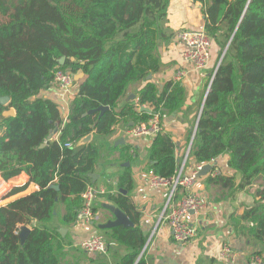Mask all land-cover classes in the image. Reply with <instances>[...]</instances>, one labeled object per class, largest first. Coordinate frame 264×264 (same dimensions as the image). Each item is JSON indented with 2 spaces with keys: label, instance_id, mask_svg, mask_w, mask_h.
<instances>
[{
  "label": "trees",
  "instance_id": "trees-1",
  "mask_svg": "<svg viewBox=\"0 0 264 264\" xmlns=\"http://www.w3.org/2000/svg\"><path fill=\"white\" fill-rule=\"evenodd\" d=\"M170 1L19 0L0 24V99L10 98L7 105L0 102V173L7 180L26 173L39 187L0 207V264H62L67 242L53 224L58 216L64 226L77 223L82 194L93 184L101 157L94 142L69 145L93 133L110 136L119 123L129 130L156 114L162 121L185 104L187 92L174 81L162 92L149 82L137 104L124 102L133 85L163 71L159 43L172 39L165 22ZM194 1L205 6V31L219 56L230 46L205 100L190 156L204 165L229 155V166L241 175L237 190L259 183L257 200L240 221L252 225L251 233L263 246L256 254L264 260V0ZM59 71L84 74L66 121L56 103L39 97L55 84ZM101 106L109 108L102 116H84ZM146 106L151 113L140 110ZM9 110L15 115H5ZM148 160L152 174L176 176L180 161L170 134L156 136ZM207 182L235 188L234 179L224 176L208 174ZM118 189L117 195L105 196L135 226L107 229V251H124L115 264H147L139 259L147 236L129 197L134 190L130 168L120 175ZM60 207L65 210L61 217ZM24 227L30 229L25 241Z\"/></svg>",
  "mask_w": 264,
  "mask_h": 264
},
{
  "label": "crops",
  "instance_id": "crops-1",
  "mask_svg": "<svg viewBox=\"0 0 264 264\" xmlns=\"http://www.w3.org/2000/svg\"><path fill=\"white\" fill-rule=\"evenodd\" d=\"M204 9V5L194 0L170 1L165 22L169 33L173 34L172 39L168 43H159L163 71L152 75L142 84L133 85L124 100V102L137 104L138 93L146 84L152 82L162 92L166 84L174 81L177 72H185V77L181 81L187 92L185 104L181 110L166 116L161 121L162 129L165 133L170 134L176 142L179 161H182L188 150L198 126L201 109L217 69L215 61L219 49L213 41L211 62L208 68L204 72H197L191 64L185 61V47L176 38V33L182 29L205 30ZM78 87L79 84L76 83L73 89L75 95H70L61 91L54 84L50 89L42 91L39 97L56 103L59 106L62 119L66 121ZM145 108L153 110L150 106ZM113 129V134L107 137L91 134V140L87 143L88 145L94 142L101 150V157L92 175L93 184L88 183L87 186L92 185L96 189L105 191V194L99 195L95 201L96 217L93 223L80 225L77 222L75 225L64 226L60 223L58 216L57 221L53 224L64 234L67 242L62 264H115L117 257L124 254V251L119 248L120 253L106 250L104 253L91 255L84 252L80 248V244L94 236L101 237L108 242L105 231L111 229L107 225L115 221L116 217L107 208V205L117 206L109 202L105 195L109 193L117 195L120 192L118 189L120 175L129 168L133 173L134 180V190L129 194V197L140 213L139 224L147 236V243L139 259L144 258L147 264H230L221 257L224 245H230L235 250L236 255L232 264H249L252 255L263 251V246L255 240L250 231L252 225L240 221L245 209L255 204L259 183L257 182L244 190H237L241 183V175L229 166V155L217 158L212 170H218L219 176L234 179L235 188H222L216 184L208 183L207 176L199 179L190 190L205 202V209L198 222L196 221L199 232L194 240L181 245L173 240L169 228L161 219L170 191L166 188H151L148 185L151 174L148 153L152 141L145 138L134 139L129 136L128 130L120 123ZM53 137L57 140L58 134ZM81 141L73 144V147L84 146L80 145ZM189 162L187 171H190L195 163L191 156ZM37 191H39V187L32 183L24 191L4 200L1 207ZM124 193L127 195L126 192ZM179 199H181V195L177 196V200ZM60 210H64V208L60 207ZM194 220L195 217H192V222ZM112 246H114L113 250H118L115 245ZM79 251L82 252V255L79 254Z\"/></svg>",
  "mask_w": 264,
  "mask_h": 264
},
{
  "label": "built area",
  "instance_id": "built-area-1",
  "mask_svg": "<svg viewBox=\"0 0 264 264\" xmlns=\"http://www.w3.org/2000/svg\"><path fill=\"white\" fill-rule=\"evenodd\" d=\"M176 38L184 45V59L191 64L197 72H204L211 62V49L213 40L205 30L190 31L186 29L179 30L176 33ZM75 75L57 72L55 84L63 91L70 95H75L73 89L76 85ZM185 77L184 71H179L174 77V82H181ZM164 131L159 115H155L147 123L134 125L128 130L129 136L134 139L145 138L153 141L156 136ZM70 147L73 144L69 145ZM191 144L186 151L176 176L172 179H166L154 174H150L148 185L151 188H166L170 191L169 199L161 214V219L164 220L169 228L173 240L177 244H187L194 240L199 232V227L196 224L201 214L205 209V202L202 198L190 192L196 183L199 181L198 174L205 165L215 166V161L211 163L198 165L193 163L192 169L187 171L190 164ZM214 168V167H213ZM209 174L213 177L219 176L218 170L214 169ZM31 182V177L22 173L18 177L7 180L0 173V203L12 195L16 188L28 187ZM105 194L104 190L96 189L92 185H88L82 194L83 205L78 212L77 222L80 225H89L93 223L95 213V201L99 195ZM181 195V199L177 200V196ZM192 217H195L192 222ZM80 248L87 254H100L107 250V244L104 239L98 236L91 237L81 242ZM236 253L230 245H224L221 251V257L233 263ZM249 264H264L263 257L260 255H252L249 259Z\"/></svg>",
  "mask_w": 264,
  "mask_h": 264
},
{
  "label": "water",
  "instance_id": "water-1",
  "mask_svg": "<svg viewBox=\"0 0 264 264\" xmlns=\"http://www.w3.org/2000/svg\"><path fill=\"white\" fill-rule=\"evenodd\" d=\"M229 46H230V43H229L228 46L226 47V49H225L223 55L221 56L220 63H219V65L217 66V69H216V71H215V73H214V76H213V78H212V80H211V83H210V86H209V89H208V92H207L208 94H209V92H210V88H211L212 82H213V80H214L215 74H216V72H217V70H218V67L220 66L221 62L223 61V59H224V57H225V55H226V53H227V51H228V49H229ZM65 61H66V58H62V59L60 60V63L64 64ZM83 78H84V74H83V73L78 74V75L75 77V81H76V83H79V81L82 80ZM208 94H207V95H208ZM206 98H207V96H206ZM206 98H205V100H206ZM0 102H1L3 105H7V104L10 102V98H9V97L1 98V99H0ZM204 104H205V103H204ZM204 104H203V107H202V109H201V113H200V116H199V120H200L201 115H202V112H203ZM107 110H109L108 107L101 106L100 108H98V109H96V110H91V111L87 112L84 116L94 115V114H97V113H100V115L102 116V114H103L104 112H106ZM141 111H144V112H147V113H151V110H150L149 108H145V107H142V108H141ZM5 115H8V116H9V115L14 116V115H15V111H14V110H9L8 112L5 113ZM198 123H199V121H198ZM197 125H198V124H197ZM131 126H133V123H131ZM196 129H197V128H196ZM196 129H195V132H194V136H193V138H192V140H191V147H192V144H193V141H194V138H195ZM57 131H58V129L56 128L55 131H54V134H56ZM90 140H91V135L85 137V138L81 141L80 145H87V143H88ZM212 169H213V167H212L211 165H205V166L202 168V170L199 172L198 177H199L200 179L203 178V177H206V176L212 171ZM53 188L56 189L57 191L59 190V186H58V185H57V186H56V185H53ZM107 208H108V209H109V210L115 215V217H116V220H115V221H113V222H111V223H109V224L107 225L108 228H115V227H120V226H123V227H125V228H132V227H134L133 222H132V221L127 217V215H126L123 211H121L119 208H117V207H115V206H113V205H107ZM64 232H65V231H64ZM29 233H30V229H29V228H27V227L22 228V230H21V236H22V239H23L24 241L26 240V238H27V236H28ZM62 234H63V233H62ZM63 235H64V234H63Z\"/></svg>",
  "mask_w": 264,
  "mask_h": 264
},
{
  "label": "rangeland",
  "instance_id": "rangeland-1",
  "mask_svg": "<svg viewBox=\"0 0 264 264\" xmlns=\"http://www.w3.org/2000/svg\"><path fill=\"white\" fill-rule=\"evenodd\" d=\"M18 4H19V0H0V24L6 22L8 20L10 13H12L14 11L15 7ZM225 49L222 51V55H223ZM219 52H220V50H218V55H216V61H215L216 67L219 65L220 60H221V57L219 56ZM80 83H81V81H79L78 84L80 85ZM1 205H2V203H0V207H1ZM59 213H60V217H61V215H63V213H64V210H60ZM79 254L82 255V252L79 251Z\"/></svg>",
  "mask_w": 264,
  "mask_h": 264
}]
</instances>
